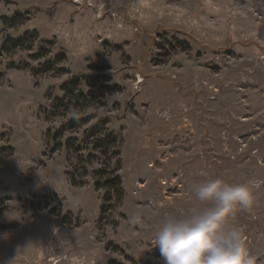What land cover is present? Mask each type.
I'll list each match as a JSON object with an SVG mask.
<instances>
[{"label": "rangeland", "instance_id": "374dc122", "mask_svg": "<svg viewBox=\"0 0 264 264\" xmlns=\"http://www.w3.org/2000/svg\"><path fill=\"white\" fill-rule=\"evenodd\" d=\"M25 31L30 48L0 56V159L13 147L0 164V264H162L161 219L208 207L191 185L216 178L251 186L252 208L230 224L264 264V0H0V45ZM97 74L113 90L85 106L61 89ZM74 116L90 119L53 138ZM99 119L123 189L105 211L94 179L107 160L88 140L65 144Z\"/></svg>", "mask_w": 264, "mask_h": 264}, {"label": "clouds", "instance_id": "9594fccd", "mask_svg": "<svg viewBox=\"0 0 264 264\" xmlns=\"http://www.w3.org/2000/svg\"><path fill=\"white\" fill-rule=\"evenodd\" d=\"M191 194L208 207H192L183 215L164 216L155 230L153 244L162 264H257L244 231L231 225L237 211H250L254 194L247 182L226 183L209 179L193 183ZM133 223H141L139 216Z\"/></svg>", "mask_w": 264, "mask_h": 264}, {"label": "trees", "instance_id": "16d2710c", "mask_svg": "<svg viewBox=\"0 0 264 264\" xmlns=\"http://www.w3.org/2000/svg\"><path fill=\"white\" fill-rule=\"evenodd\" d=\"M3 20H11V18L3 17ZM32 32L25 31L21 35L17 37H13L7 35L4 39L2 44L0 45V56L1 52L4 50L23 47L26 46L30 48V45H25V42L28 37H30ZM47 52L44 47H39L36 52L30 55L32 58H39L44 56ZM23 67L27 65L23 64ZM7 67L15 68L21 67L19 63H15L14 61H9L7 63ZM2 76V70H0V77ZM87 88L85 91L83 88L80 87L82 81ZM108 77L104 75H79L72 78L69 81H66L62 84L61 89L65 92V96L69 97V100H73L75 104L78 106H85L90 102V99H93L92 95L95 92H100V96H103L106 92L113 90V86H110L107 83ZM58 103L57 106H63L64 110H66L67 103H64L63 97H56L55 98ZM90 116L86 117H70L65 123L61 126L57 127L56 130L53 132V138L60 136L64 130L72 129L75 127H80L84 125ZM106 120L99 119L96 124L90 126L89 128L85 129L84 131V139L79 140L76 137H67L65 140V144H67L68 148L76 150L82 149L81 142L87 141L90 143L91 150L96 152H100L104 155L105 159L107 160L105 163L104 168H100L95 172L96 178L94 179V185L97 189H104L105 195L103 198L104 204L101 206V211H105L109 208V202L112 199L113 195L119 199L122 196L123 189L121 185V178L116 172V168H110L109 164L111 158L116 156L115 162H119L118 157V150L116 146V137L115 134L111 131H107L106 129ZM1 150H7L8 152L4 155L2 159H0V164L6 162V157L10 155L13 151V147L10 145L2 146ZM94 153H89L88 157L89 160L95 158ZM73 184H80V182L75 181L73 178L71 179Z\"/></svg>", "mask_w": 264, "mask_h": 264}]
</instances>
